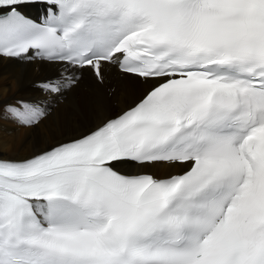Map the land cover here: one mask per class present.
Masks as SVG:
<instances>
[{"label": "snow or ice", "instance_id": "6c2138e0", "mask_svg": "<svg viewBox=\"0 0 264 264\" xmlns=\"http://www.w3.org/2000/svg\"><path fill=\"white\" fill-rule=\"evenodd\" d=\"M27 3L48 5L39 23ZM0 58L150 84L95 130L0 160V264H264V0H0ZM18 104L4 118L45 114Z\"/></svg>", "mask_w": 264, "mask_h": 264}, {"label": "bare ground", "instance_id": "6f19581e", "mask_svg": "<svg viewBox=\"0 0 264 264\" xmlns=\"http://www.w3.org/2000/svg\"><path fill=\"white\" fill-rule=\"evenodd\" d=\"M66 68L75 71L73 66L64 63L0 58V158L25 159L83 135L112 117L114 108L119 113L133 105L150 87L142 82L145 89H137L140 78L122 74L109 64L102 65V80L90 70L83 72L76 84L62 87L59 92H46L41 87L49 81L63 83L73 77ZM23 100L39 105L45 113L27 127L15 126L10 118H4L8 115L5 111L8 106L19 107L18 102ZM48 110H51L49 114ZM122 165L126 172L132 168L165 175L176 172L163 163L145 164L142 168Z\"/></svg>", "mask_w": 264, "mask_h": 264}, {"label": "rangeland", "instance_id": "374dc122", "mask_svg": "<svg viewBox=\"0 0 264 264\" xmlns=\"http://www.w3.org/2000/svg\"><path fill=\"white\" fill-rule=\"evenodd\" d=\"M142 82H143V81L140 80V81H139V84L136 85V88H137V89H139V88H140V89H145V88L143 87V85H142ZM39 85H40V84H39ZM118 87H119V90H120V86H118ZM113 110H114V111H113ZM113 110H112V111H113V116H114V115H116L117 111H115V108H114ZM117 114H118V113H117ZM69 139H70V138H69ZM64 140H65V139H64ZM49 147H50V146H49ZM49 147H48V148H49ZM123 166H124V165H122V168H123Z\"/></svg>", "mask_w": 264, "mask_h": 264}]
</instances>
